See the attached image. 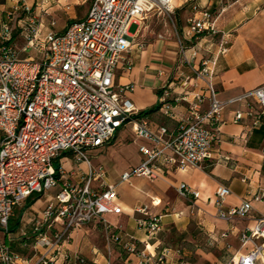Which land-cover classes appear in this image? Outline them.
Returning <instances> with one entry per match:
<instances>
[{
    "label": "built area",
    "instance_id": "2783aa9c",
    "mask_svg": "<svg viewBox=\"0 0 264 264\" xmlns=\"http://www.w3.org/2000/svg\"><path fill=\"white\" fill-rule=\"evenodd\" d=\"M48 0H40L47 3ZM174 0H92L85 19L71 23L63 32L41 34L36 14L23 0L14 7L9 18L0 22V230L9 233V220L15 207L33 194L44 195L62 181L60 190L41 212L36 222L33 249L39 251L34 264H51L53 252L58 251L73 229L99 220L109 238L112 226L102 218L104 214H119L118 192L115 185L99 191L91 188L94 179L103 178L100 167H89L83 182L72 185L61 167L54 161L62 152H70L78 164L89 165L87 152L110 143L116 132L133 120L138 110L127 96L132 86L114 87V71L123 63L126 69L131 61L125 57L133 42L129 34L132 23L143 21L147 15L158 12L170 14ZM194 8L187 19L189 43L201 35H215L214 19L209 9ZM18 11L23 18H16ZM50 25H53L51 22ZM18 30L21 45L16 46L14 33ZM32 50L38 57L28 55ZM182 64L191 65L198 56L195 45L179 41ZM228 52L223 41L211 57L200 61L194 70L197 79L205 84L206 96L186 94L172 97L169 87L159 94L161 106L170 101L188 103L187 113L174 134L165 127L157 132L147 129L146 121L137 128L151 147L139 146L142 162L121 175V182L131 177L153 179L159 167H176L182 170L199 168L212 157L218 139L214 123L228 102L216 98L212 82L219 56ZM185 78L182 86H187ZM205 98L208 107L201 112ZM253 102L255 110L233 111L232 121L237 123L245 115L252 117V126L260 123L264 114V86L247 90L229 101ZM178 194L198 197L187 184H181ZM228 187L215 191L217 217L224 221L243 219L253 210L252 202L264 203V188H258L237 206L224 208L229 195ZM142 218L137 226L148 235L161 231L159 216L146 208H138ZM59 225V228H55ZM225 237V234H222ZM242 253H236L226 264H256L264 253V215L256 218L252 227L239 234ZM129 254H138L137 264H168L166 254L152 256L139 251L129 239L122 244ZM26 258L0 241V264H19ZM77 264H89L77 258Z\"/></svg>",
    "mask_w": 264,
    "mask_h": 264
},
{
    "label": "crops",
    "instance_id": "0c3cea01",
    "mask_svg": "<svg viewBox=\"0 0 264 264\" xmlns=\"http://www.w3.org/2000/svg\"><path fill=\"white\" fill-rule=\"evenodd\" d=\"M23 1L36 14L43 35L50 31L61 33L71 23L85 19L92 2L48 0L41 4L40 0ZM17 4L22 3L0 0V22L9 18ZM195 6L210 10L217 33L201 35L189 43L187 19L194 14ZM15 16L23 18L24 13L18 11ZM130 27H134L129 31L133 42L125 57L131 61V67L126 69L123 63L118 64L113 83L116 89L132 86L127 96L138 114L116 132L110 143L87 152L89 165L76 163L70 152H62L54 161V166L63 168L72 185L83 182L89 167L94 171L101 167L104 173L103 178L91 182L92 189L99 191L118 185L117 204L121 213L102 216L112 226L115 238L107 236L99 220L84 224L73 229L58 251L53 252L51 264H77V258L89 264H137L138 254H129L122 248L129 239L136 243L139 251L146 250L156 257L166 254L168 264H226L236 253L245 251L239 241L240 232L252 227L256 218L264 215V203L252 202L253 210L248 217L227 222L217 217L215 205V191L219 186L230 190L224 208L237 206L258 188H264V114L256 127L252 126V117L247 115L235 123L232 121L234 110L254 111L255 106L253 102L229 103L247 90L264 86V0H174L172 13L154 12ZM18 34L16 30V46L22 44ZM180 40L187 45L194 44L198 50L191 65L181 62ZM220 41L228 47V52L218 57L212 82L216 98L228 103L213 125L219 133L211 159L205 160L199 168L186 170L159 164L153 179L133 176L121 182L124 172L142 162L139 146H152L138 134V125L146 121L147 129L152 132L165 127L168 134H174L180 120L186 116L187 102L170 101L167 106H161V90L169 87L172 97L186 94L189 100L195 94L206 96L205 84L196 78L194 70L199 69L202 59L216 53ZM185 78H189L188 85L182 86ZM207 107L205 98L201 112ZM151 109L155 110L140 115ZM130 144L136 145L137 155L124 158L126 163L120 165L116 177L107 176L100 161L102 154H108L115 164L114 159H123L121 151ZM184 183L198 192L197 198L178 194V187ZM60 184L62 181L28 204L29 196L14 208L10 218H18V227L8 234L0 230V241L26 258V262L19 264H34L39 257V251L33 249L36 234L23 233L22 221L30 222L34 218L39 221L41 212L60 190ZM142 207L160 217L162 228L154 236L137 226V220L143 217L137 209ZM256 264H264V253Z\"/></svg>",
    "mask_w": 264,
    "mask_h": 264
},
{
    "label": "rangeland",
    "instance_id": "374dc122",
    "mask_svg": "<svg viewBox=\"0 0 264 264\" xmlns=\"http://www.w3.org/2000/svg\"><path fill=\"white\" fill-rule=\"evenodd\" d=\"M134 27H129V31H133ZM17 43L19 42L18 39L16 40ZM28 55L33 57H38L32 50H29L28 52L21 54L20 57H27ZM104 151V149L102 150ZM123 155V159H114L116 162L113 164L112 160L109 159V157L105 154H102L100 161L103 163L104 169L106 170L107 176L116 177L117 174H119L120 171V165L123 163H126V158L132 156L135 157L137 155V147L136 145L130 144L124 150L121 151ZM125 158V159H124ZM117 192H118V185L116 186ZM23 208V206H21ZM36 222L37 219H33L32 221L28 222L26 220L22 221L20 229L23 233H34L36 228Z\"/></svg>",
    "mask_w": 264,
    "mask_h": 264
},
{
    "label": "trees",
    "instance_id": "16d2710c",
    "mask_svg": "<svg viewBox=\"0 0 264 264\" xmlns=\"http://www.w3.org/2000/svg\"><path fill=\"white\" fill-rule=\"evenodd\" d=\"M154 110H155V109H151V110H148V111L141 112L140 115L148 114V113H150V112H153ZM39 196H40V194H33V195H31V196L28 198V200H27L28 204H29L30 202L34 201L35 199H37ZM9 224H10V226H11V229H9V231H14V230L18 227V224H19V220H18V218H15L14 220L11 219ZM33 242H35V239H34Z\"/></svg>",
    "mask_w": 264,
    "mask_h": 264
}]
</instances>
